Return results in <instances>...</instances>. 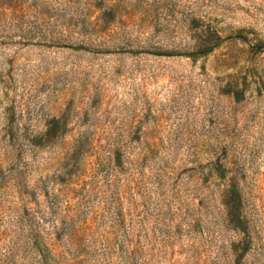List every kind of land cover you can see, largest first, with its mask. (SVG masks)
Instances as JSON below:
<instances>
[{"label": "rangeland", "instance_id": "1", "mask_svg": "<svg viewBox=\"0 0 264 264\" xmlns=\"http://www.w3.org/2000/svg\"><path fill=\"white\" fill-rule=\"evenodd\" d=\"M0 264H264V0H0Z\"/></svg>", "mask_w": 264, "mask_h": 264}]
</instances>
